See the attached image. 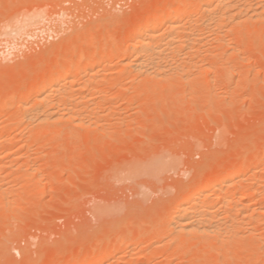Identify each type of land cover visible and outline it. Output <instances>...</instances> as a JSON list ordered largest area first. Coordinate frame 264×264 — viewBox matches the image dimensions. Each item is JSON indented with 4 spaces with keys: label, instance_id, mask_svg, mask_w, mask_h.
Here are the masks:
<instances>
[{
    "label": "rangeland",
    "instance_id": "374dc122",
    "mask_svg": "<svg viewBox=\"0 0 264 264\" xmlns=\"http://www.w3.org/2000/svg\"><path fill=\"white\" fill-rule=\"evenodd\" d=\"M163 1L0 0V119L10 128L0 137V197L8 193L5 201L11 200V206L9 199L5 206L0 203V264H69L98 253L101 261L89 264H264V200L259 197L264 190V0H255L261 6L248 2L262 12L261 18L258 14L254 19L249 11L253 21L248 18V24L241 22L246 13L238 16L239 26L233 25L238 18L220 21L228 29H223L224 36L217 35L218 25L214 28L219 21L207 20L206 28L200 10L192 11L199 17L182 22L191 21L186 28L197 33L186 29L183 34L208 36L200 35L208 38L204 42L199 37L203 43L192 42L196 52L198 46L202 51L197 52L200 56L193 52L197 60L187 63L193 58L190 43V48H176L183 51L178 52L180 60L188 50L182 58L187 57L186 65L185 60L184 65L182 60L175 62L176 50L169 54L173 65L183 66L176 68L182 72L171 66L178 76L169 70L168 57V71L163 68L165 60L161 69L175 77L160 70L158 76L165 77L140 73L143 80L139 74V79L133 78L138 72L132 74L133 66L125 65L126 54L118 44L129 40L132 29L143 24L149 12H165ZM189 1L170 0L168 7ZM212 31L221 36L219 40ZM103 51L106 57L99 65L97 57ZM79 58L84 62L78 71L70 64ZM88 64L101 70L95 80L87 81ZM61 70L66 72L65 83L78 75L77 86H66L67 98L61 103L56 96L43 105L48 106L43 109L47 114H53L51 120L40 126L32 119L31 125L29 117H23V104L33 97L23 94L37 88L43 76L47 80ZM53 91L58 95L59 87ZM69 104L78 105L74 117L86 116L90 126L79 125L74 117L63 119L62 109ZM243 165L254 169L252 186L261 192L245 199L244 206L256 203L245 207L246 212L241 213L240 203L234 204L236 209L232 206L234 212L228 209L232 215L225 221L233 227L225 225L234 234L237 227L235 236L246 241L240 239L245 241L241 245L227 231L234 240L225 241L224 235L203 249L190 248L181 239L209 235L174 232L171 224L180 215L179 201L199 187L211 189L217 182L215 171L232 175ZM241 186L235 185L231 195ZM211 199L201 197L208 203ZM225 204L222 211L218 209L223 216ZM215 205L213 213H218L221 207ZM224 227L220 229L225 231ZM169 231L177 234L176 240ZM235 243L240 244L236 254L229 253Z\"/></svg>",
    "mask_w": 264,
    "mask_h": 264
},
{
    "label": "bare ground",
    "instance_id": "6f19581e",
    "mask_svg": "<svg viewBox=\"0 0 264 264\" xmlns=\"http://www.w3.org/2000/svg\"><path fill=\"white\" fill-rule=\"evenodd\" d=\"M250 0H190L187 4H183V5H178V6H171V7H168L170 4H171V2H170V0H164L163 1V3H162V6H164V7H166L167 9H166V11L165 12H162L161 11V13H155V14H151L150 15V12H149V15L145 18V20H144V22H143V24H140V25H136L133 29H132V33H131V35L129 36V40L127 41V42H122V43H119L118 44V48L122 51V52H124L126 55H124V57H122V59L125 61L124 63H125V65H132L133 66V69H135L134 71L132 70L131 71V73L133 74L135 71H137L136 73L137 74H133V75H135L133 78H137L138 76V74H139V77L141 76L140 75V73L143 75V74H145V75H147L146 77H151L150 75L151 74H153L154 76H155V74L157 75V76H155L156 78L157 77H159L160 78V76L162 75V73L160 74V76H158V72H164V74L165 75H167L166 73H165V67L167 66L166 65V60H168V57H170L169 59H170V61H169V63L167 62V64L168 65H170V69L169 70H172L173 72H177L178 70V72H182V71H184V69L183 70H181V69H176V68H182L183 66L182 65H184V63H185V65L187 64V63H189L190 62V60H191V62L194 60H197L196 58H195V56L197 57V55H195L197 52H198V50L200 49H198V47L196 48L197 49V52L195 51V49H194V46H196L195 44L193 45L192 44V42L193 43H195V41L196 42H198V40L199 41H201V43H203L202 42V40L203 39H206V40H208V38H201L200 37V35L202 34V32H200L201 34L200 35H193V34H196L197 32H194V31H191L190 30V27H189V29L188 28H186V24H191V21H188V23L186 22V24H185V22L183 23L182 22V20H184L185 18H192V16L194 15V12H192V11H195L196 10V12L198 11V10H200V12H202L201 14H200V12H199V15H203V18L205 19L206 18V20H205V23H204V25H206V28H207V20L208 21H211L210 23H212L213 21L215 22V21H219V23L218 24H215V27L214 28H216L217 27V25H218V27H217V29H218V32H216V31H214L215 29L213 28V25L214 24H212V26H211V28L212 29H214L213 31L214 32H216L217 33V35H219L218 33H222V35H223V33H226L227 31H223V29H225L226 28V24L225 23H228V20L229 19H231L232 20V22L235 20V18H238L237 20L239 21V22H236L235 21V24L233 23V25H237V26H239V24H240V20L241 19H239V17L238 16H240L241 14L242 15H244L245 13H246V19L244 20V17H243V20H241V22H246L247 20H248V18H250L249 19V21L251 20V21H253V19L251 18V16H248L249 15V11H251L250 13H252V14H250V15H256V17H254V19L255 18H257L258 17V14L260 13H262V12H260L259 10H258V8H251L252 6H255V4H257V5H259V6H261L260 5V3L262 2V0L260 1V3H258L257 1L255 2V0H252L253 2H251V3H254L255 2V4L254 5H252V4H250V3H248ZM264 2H262L261 4L264 6V4H263ZM256 5V6H257ZM248 6H250V9H249V7ZM259 6H257V7H259ZM262 6V7H263ZM262 7H259L260 9L262 8ZM263 11V10H262ZM190 13H192V15L190 16ZM198 13V12H197ZM260 14H259V17L261 18L263 15H261L260 16ZM197 14L195 13V15L194 16H196ZM193 16V17H194ZM237 16V17H236ZM197 17H199L198 15H197ZM196 17V18H197ZM242 17V16H241ZM188 19V20H192V19H194L195 20V18H192V19ZM201 18V17H200ZM202 18V19H203ZM226 18H227V21H226ZM229 18V19H228ZM259 19V18H258ZM192 21V23L193 22H195V21ZM201 20V19H200ZM199 20V21H200ZM223 20V21H222ZM260 20V19H259ZM198 21V20H197ZM220 21H222V23L224 22V21H226L224 24V28L222 27V24L220 25ZM216 22V23H217ZM229 22H231V21H229ZM231 22V23H232ZM230 24V23H229ZM244 24V23H243ZM247 24H248V21H247ZM254 24H255V22H254ZM188 25V26H189ZM192 25V24H191ZM190 25V26H191ZM208 25V26H209ZM233 25L231 26V25H229L231 28H233ZM209 26V27H210ZM221 26V28H219ZM228 26V25H227ZM242 26V25H241ZM249 25H246V27H248ZM209 27H208V29L207 30H209ZM234 27H236V26H234ZM256 27V26H255ZM264 27V26H263ZM194 28V27H193ZM196 28H197V26H196ZM200 28V27H199ZM205 28V27H204ZM230 28V29H231ZM241 28H243V27H241ZM186 29H187V32L188 31H191L193 34H191L190 32V34L192 35H184L183 33L186 31ZM211 29V30H212ZM220 29H222V31L220 30ZM227 29V28H226ZM230 29H229V31H230ZM196 30H199V29H196ZM195 30V31H196ZM205 31V29H202V31ZM206 30V31H207ZM211 30H209V32L211 31ZM228 30V29H227ZM249 30V29H248ZM252 30V29H251ZM201 31V30H200ZM212 31V33H211V35H213V34H215L214 32ZM187 32H186V34H187ZM204 34H202V36H205V32H203ZM208 33V32H207ZM221 35V34H220ZM210 36V35H209ZM224 36V35H223ZM222 36V37H223ZM202 39V40H200V38ZM205 37H208V36H205ZM213 37H217L216 36V34H215V36H213ZM221 37V36H220ZM220 37L218 36L216 39H220ZM228 37V36H227ZM224 38H226V37H224ZM234 38V37H233ZM221 40H222V38H221ZM220 40V41H221ZM224 40V39H223ZM204 41V40H203ZM212 41V40H211ZM214 41V40H213ZM219 41V42H220ZM205 42V41H204ZM207 42H209V41H207ZM216 42V41H215ZM224 42V41H223ZM193 45V47H192V45ZM200 42L198 43V44H200V46L202 45ZM227 43V42H226ZM241 43V42H240ZM189 44V45H188ZM210 44V43H209ZM223 44V43H222ZM184 45H187V46H189L188 48H190V45H191V47L194 49V51H193V49H188V50H190V51H192V53L191 52H189V53H191V55L193 56V58L191 59H189V57H188V59L189 60H185L187 57V54H184V53H187L186 51H188L187 49H186V51H185V49H184V53H183V56L184 55H186L185 57L186 58H184V59H182L183 58V56H181V60H182V65L180 66H177V64H178V62L181 64V60L179 59V56L181 55H179V53L178 52H180V53H182L183 51H181L180 49V51L178 50V49H176V48H182L181 46H183L184 47ZM219 46V45H218ZM231 46V45H230ZM186 47V46H185ZM184 47V48H185ZM219 47H221V46H219ZM187 48V47H186ZM203 48V47H202ZM183 49V48H182ZM205 49V48H204ZM230 49V48H229ZM232 49V48H231ZM176 50V52L178 53L177 55L178 56H176V53L174 54V58H175V62L177 61V59H178V62L176 63V64H174L173 65V63L174 62H172L173 61V59H172V57L169 55V54H173L174 53V51ZM178 50V51H177ZM233 50V49H232ZM231 50V51H232ZM193 52H196L195 54L193 53ZM200 52H202L201 50H199V53ZM206 52V51H205ZM188 53V54H189ZM204 53V52H203ZM202 53V54H203ZM207 53V52H206ZM224 54H225V52H223ZM227 53H229V52H227ZM226 53V54H227ZM96 55H97V53H95ZM198 54V53H197ZM205 54V53H204ZM220 54V53H219ZM231 54V53H230ZM236 54V53H235ZM95 55V56H96ZM128 55V56H127ZM190 55V56H191ZM195 55V56H194ZM199 55V54H198ZM125 56H127V57H125ZM176 56V57H175ZM200 56V55H199ZM212 56V55H211ZM82 57H84V56H82ZM106 57V51H103V52H101V53H99L98 54V57L97 58H99L100 59V62L98 63L99 65H101L102 64V60L104 59ZM120 57V56H119ZM202 57V56H201ZM213 57H215V56H213ZM216 57H218V56H216ZM222 57V56H221ZM221 57H218V59H220ZM96 58V57H95ZM108 58V57H107ZM167 58V59H166ZM199 58V57H198ZM203 58V57H202ZM209 58V57H208ZM75 59V58H74ZM84 58H79V59H76V60H74L70 65H72V67L75 69V70H80V68L82 67V65H83V62H84V60H83ZM128 61H127V60ZM166 59V60H165ZM217 59V60H218ZM239 59V58H238ZM97 60V59H96ZM122 60V61H123ZM164 60H165V66H164V64L162 63V62H164ZM183 60H185L184 61V63H183ZM217 60H216V62H217ZM231 60V59H230ZM129 63H127V62ZM224 61V60H223ZM60 62V61H59ZM171 62V63H170ZM187 62V63H186ZM198 62V61H197ZM197 62H195V64L194 65H196V63ZM88 63V62H87ZM194 63V62H193ZM199 63V62H198ZM206 63V62H205ZM231 63V62H230ZM96 64V63H95ZM97 64V65H98ZM163 64V68H164V70H163V68L161 69V65ZM210 64V63H209ZM218 64V63H217ZM216 64V65H217ZM177 67H176V66ZM190 65V64H189ZM188 65V66H189ZM193 64H191L190 66H192ZM200 65V64H199ZM96 65H92V66H90V64H88L87 66H86V78H87V81H89V79L91 78V80L92 79H94L95 80V77H99L101 74H99L100 73V71L98 70V69H96V67H95ZM171 66H175V69L177 70H173V69H171V68H174V67H171ZM129 67H131V66H129ZM186 67V66H185ZM197 67V66H196ZM210 67V66H209ZM229 67V66H228ZM168 68L169 67H166V70L168 71ZM190 68V67H189ZM192 69L193 68H195V67H191ZM201 68V67H200ZM203 68V67H202ZM207 68V67H206ZM214 68V67H213ZM212 68V69H213ZM61 69V68H60ZM97 71H96V70ZM191 69V70H192ZM209 69V68H208ZM211 69V70H212ZM131 70V69H130ZM160 70H162V71H160ZM181 70V71H180ZM185 70H186V68H185ZM198 70V69H197ZM205 70V69H204ZM203 70V71H204ZM187 71V70H186ZM189 71H190V69H189ZM209 71V70H208ZM192 72V71H191ZM195 72V71H194ZM204 72H206V70L204 71ZM63 73H66V72H64V71H53L49 76H48V79L46 80V78L43 76V78H42V80H41V82H40V84L38 85V87L37 88H30L27 92L25 91V93L23 94V95H28V94H31V96L33 97V100H30L29 102L28 101H26V103H25V105L23 104V110H24V119L26 118H28L29 119V123H33L32 122V119H36V120H38V122H40V123H38V124H40V126H41V123L42 122H45V120L46 121H49V120H51V116L53 115H50V111H49V113L47 114V112L46 111H44L43 109L44 108H46V109H48L46 106H43V105H49V104H51L52 103V101H53V98H55L56 96L59 98V102L61 103V101L63 100V98L64 97H66V95H65V93H64V90H65V88H66V86L67 85H71L72 87H76L77 86V82H78V75H76V74H74L71 78V81L69 82V83H65L64 82V80H63ZM168 74H169V72H167ZM184 73V72H183ZM183 73H179V74H183ZM209 73V72H208ZM174 74V73H173ZM200 74V73H199ZM201 74H202V72H201ZM165 75H162L161 77H165ZM175 75V74H174ZM174 75H171V73H170V75H167L168 76V78L170 77H172V76H174ZM187 75V74H186ZM191 75V74H190ZM196 75V74H195ZM202 75H204V73L202 74ZM207 75V74H206ZM211 75H213V74H211ZM144 76V75H143ZM154 76H152V78L154 77ZM166 76V77H167ZM176 76H178L177 75V73H176ZM189 76V75H188ZM130 77V76H129ZM128 77V78H129ZM175 77V76H174ZM180 77V79H182L181 77H183V78H185L184 76H179ZM179 77H177V78H179ZM187 77V76H186ZM191 77V76H190ZM196 77V76H195ZM206 77V76H205ZM204 77V78H205ZM176 78V79H177ZM188 78V77H187ZM196 78H198V77H196ZM208 78V77H207ZM211 78V77H210ZM210 78H208V79H210ZM101 79V78H100ZM137 79H139V78H137ZM141 79L143 80V77L141 76ZM145 79V78H144ZM148 79V78H147ZM163 80L165 79V78H162ZM162 79H159V80H162ZM167 79V78H166ZM180 79H178L179 81H180ZM191 79V78H190ZM62 80H63V82H62ZM96 80H97V78H96ZM131 80H133V79H131ZM146 80V79H145ZM157 80V79H156ZM201 80V79H200ZM105 81V80H104ZM107 81V80H106ZM137 81V80H136ZM148 81H152L151 79L149 80L148 79ZM183 81H184V79H183ZM205 81V80H204ZM99 83H100V81H99ZM55 86H58L59 87V94L58 95H55V91H53V89H54V87ZM101 86V85H100ZM140 86V85H139ZM12 93V92H11ZM21 94V95H22ZM81 94H82V92H81ZM22 95V96H23ZM89 95V94H88ZM82 96V95H81ZM14 97V96H13ZM31 97V98H32ZM74 97H76L75 95H72V99L74 98ZM8 98L9 99H11L9 96H8ZM67 98V97H66ZM82 98V97H81ZM84 98V97H83ZM57 99V98H56ZM69 99V98H68ZM75 100V99H74ZM31 101H33V103L31 102ZM57 101V100H56ZM78 101V100H77ZM58 102V101H57ZM56 102V103H57ZM65 104V103H64ZM71 104V103H70ZM66 105V107H65V109H62L63 110V115H62V117H63V119H64V117L65 116H67V117H69L70 119L72 118V117H74V115H75V113H76V108H77V106H71V105ZM73 104V103H72ZM43 107V108H41L40 109V107ZM65 106V105H64ZM50 107V106H49ZM81 107V106H80ZM79 107V108H80ZM89 107V106H88ZM78 108V109H79ZM58 109H59V106H58ZM82 109H83V107L81 108V111H82ZM80 110V109H79ZM86 110V109H85ZM84 110V111H85ZM87 110H90V109H87ZM93 110V109H92ZM61 111V110H60ZM78 111V110H77ZM56 112H54V114H55ZM89 113V112H88ZM94 113V112H93ZM97 113V112H96ZM84 114V113H83ZM85 114H86V112H85ZM28 116V117H27ZM57 116V115H56ZM55 116V118H62V117H56ZM77 121H78V124L79 125H84L85 124V120H86V116L84 117L83 115H80V117H79V119H77L76 117H74ZM31 120V121H30ZM36 120L34 121V122H36ZM54 120V119H53ZM75 120V121H76ZM42 121V122H41ZM73 122V121H72ZM89 122V121H88ZM87 123V122H86ZM97 123V122H96ZM95 124V123H94ZM31 125H34V123L33 124H31ZM35 125H37V124H35ZM86 125V124H85ZM39 126V127H40ZM86 126H90V125H86ZM33 127V126H32ZM6 131H10V128L8 127V126H6L5 124H4V122H2L1 121V119H0V137H1V135H3ZM3 141V140H2ZM9 141V140H8ZM0 143H1V140H0ZM2 157V156H1ZM0 157V158H1ZM3 159V158H2ZM3 161V160H2ZM253 161V160H252ZM257 162V161H256ZM4 164V163H3ZM242 164V163H241ZM258 164V163H257ZM263 165V164H262ZM219 171V170H218ZM218 171H215L214 173L215 174H213L212 176L215 178V179H217V182H216V184L215 185H213L212 186V188L211 189H202L201 187H199L198 189H195L193 192H191V193H187L186 195H184L182 198H181V201H179L180 202V207H181V211L179 212L180 213V215L177 213V211L174 213V214H178L176 217H178L177 219H175L176 221H174L175 222V224H171V226H173V225H175L174 227H172L173 229H174V232L175 233H177V234H181V236H183L184 234L183 233H187L188 235H190L191 233H193V234H195L196 232H198V233H201V236H202V234L205 236V234L206 235H209V237L207 236V237H198V238H200V239H191L190 238V236H192V235H190L189 236V238L191 239H188V238H184V239H181V237H179L180 239H181V241L182 242H184L185 244H189L190 245V248L193 246L194 248L193 249H195V248H202V247H204V246H206V245H210V244H213V243H215V242H217L219 239L220 240H222L224 237V235H225V239H227V240H225V241H230V238L232 237V239L231 240H234V238H237V240L235 239V241H239L240 239H238L239 237H237V236H235L236 234H237V232L239 231L238 230V228L237 227H235L234 229H237L236 230V234H234L233 232H231V231H234L233 229L231 230L229 227H233L232 225L231 226H229L230 224H228L225 220H227V218L229 217V216H231L232 215V213H228V211H232V212H234L233 211V208H232V206H234V204H242L243 205V207H242V209H241V207L240 206H242V205H240V206H238V208H240V211L242 210V211H247V209L245 208V207H247V206H244V203H245V199L247 198V197H250V196H254L256 193V195H258V193H260L261 192V190H260V192H259V190H257L258 188H256V190L254 189V187L252 186V184L254 183V181H255V177H254V169H252V168H247V167H245L244 165L243 166H240L237 170H235L234 172H233V174L232 175H226V174H221L220 173V171H222V170H220L219 172ZM34 172V171H33ZM225 172V171H224ZM226 173L228 174L229 172H227L226 171ZM33 174V173H32ZM255 176H257V175H255ZM263 176V175H262ZM245 177V179H243ZM247 177V178H246ZM257 178V177H256ZM35 180V179H34ZM240 183V185H242L241 186V191L239 190V192L237 193H234V194H232L231 195V193H230V191L232 190V188L235 186V185H237V184H239ZM263 183V182H262ZM36 184V183H35ZM2 185V184H1ZM37 185V184H36ZM205 186V185H204ZM36 188H38V187H36ZM205 188V187H204ZM261 188V187H260ZM10 189V188H9ZM6 189H4V191H5ZM11 190V189H10ZM36 191V190H35ZM256 191H258V192H256ZM264 191V190H263ZM261 192L260 194L262 195V196H260V194H259V197H262V200H264V192ZM19 192V191H18ZM229 193H230V195L231 196H229ZM2 195V194H1ZM8 195V193H4V195H2V197L4 198V196L5 197H9V196H7ZM214 196H215V198H214ZM2 197H0V198H2ZM201 197H204V198H206L207 200H209V199H211V198H213V202H212V199L210 200V203H208V201H201ZM258 197V198H259ZM7 199V198H6ZM9 199V198H8ZM8 199L5 201V198L4 199H2V201L4 202H0L1 204H3V206H5V202H8ZM12 199V198H11ZM9 204H8V206L11 204V200L9 199ZM225 202H227L228 204L226 205L225 204ZM218 204L217 206H220L221 207V209L220 208H215L216 210H223V208H222V206H223V204H225V206H226V208H227V213H226V215H227V217H225V216H223V214H225V213H221L219 210V212L217 213V211L216 212H214L213 213V211H215L214 210V208H212L215 204ZM7 204H6V206H7ZM214 204V205H213ZM256 204V203H255ZM255 204L254 205H252V207L254 206L255 207ZM229 205V207H227ZM245 205H248L247 203H245ZM264 205V204H263ZM11 206V205H10ZM216 206V205H215ZM214 206V207H215ZM225 206H224V208H225ZM231 206V207H230ZM14 207V206H13ZM236 207H237V205H236ZM249 207V208H248ZM247 208L248 209H250V208H252L251 206H248ZM11 208V207H10ZM225 208V209H226ZM232 208V209H231ZM234 208H235V206H234ZM237 208V209H238ZM213 209V210H212ZM228 209H230V210H228ZM236 209V208H235ZM245 209V210H244ZM178 210V209H177ZM255 210H257V209H255ZM236 211V210H235ZM240 211H239V213H240ZM242 211H241V213H242ZM252 211V210H251ZM225 212H226V210H225ZM245 212H243V214L245 213ZM263 212V211H262ZM251 213V212H250ZM258 213V212H257ZM173 214V215H174ZM228 214H230L229 216H228ZM221 215H222V217H221ZM238 215V214H237ZM247 215V214H246ZM251 215H253V214H251ZM259 215V214H258ZM242 216V215H241ZM249 216V215H248ZM174 217V216H173ZM224 217V218H223ZM247 217V216H246ZM253 217V216H252ZM260 217V216H259ZM172 218V217H171ZM175 218V217H174ZM226 218V219H225ZM239 219H240V217H238ZM229 219V218H228ZM235 219V218H234ZM233 218H232V221L234 220ZM246 219V218H245ZM224 220V221H223ZM244 220V219H243ZM242 220V221H243ZM173 221V220H172ZM171 221V222H172ZM223 221V222H222ZM231 221V222H232ZM235 221V220H234ZM238 221V220H237ZM236 221V222H237ZM248 221V220H247ZM173 222V223H174ZM226 222V223H225ZM261 222V221H260ZM218 223H223L224 224V229H225V231L222 229H220L221 228V225H223V224H218ZM241 223H243V222H241ZM241 223H237V225L238 224H240V225H242ZM225 224H228V226L229 227H227ZM236 224V223H235ZM234 224V225H235ZM248 224H249V222H248ZM218 225V226H217ZM236 225V226H237ZM244 225V224H243ZM215 226H217L216 228H215ZM249 226V225H248ZM264 226V225H263ZM239 227V226H238ZM172 228H170V229H172ZM222 228H223V226H222ZM240 228H242V227H240ZM250 228V227H249ZM218 229H220L222 232L224 231V233L225 234H223V233H221L220 234V230H218ZM228 229H230V230H228ZM248 229V228H247ZM254 229V228H253ZM219 232H218V231ZM243 230H244V228H243ZM215 231H216V234L218 233V235L217 236H214V235H212V234H215ZM227 231H229V232H231V233H233L234 234V238H233V235L231 234V233H229V232H227ZM170 232V236H171V238H173L174 237V235H175V233H173L172 231H169ZM171 232H172V235H173V237H172V235H171ZM251 232H253V231H251ZM226 233H229L228 235H226ZM239 233V232H238ZM244 233V232H243ZM177 234H176V236H177ZM186 234V235H187ZM242 234V233H241ZM241 234H238V236L239 235H241ZM229 235H230V237H229ZM249 235V234H248ZM169 236V237H170ZM176 236L174 237L175 238V240H176ZM179 236V235H178ZM194 236V235H193ZM218 236H220V238H218ZM228 236V237H227ZM258 236V235H257ZM260 236V235H259ZM168 237V236H167ZM187 237V236H186ZM223 237V238H222ZM240 237H244V236H240ZM254 237V236H253ZM256 237V236H255ZM260 237H262V235L260 236ZM264 237V236H263ZM174 238L172 239V240H174ZM196 238V237H195ZM229 238V239H228ZM259 238V237H258ZM244 240H245V238H243ZM243 239H241V240H243ZM169 240H171V239H169ZM223 240V241H224ZM240 240V241H241ZM165 241H167V240H165ZM235 241H233V243L235 242ZM246 241V240H245ZM245 241H243V242H245ZM242 241H241V245H242V243H243ZM224 243V242H223ZM231 243V242H230ZM239 243V242H238ZM238 243H235V244H233V247L230 249L231 251H229V253H231V252H233L234 250L236 251V247H238V246H240V244H238ZM259 243V242H258ZM264 243V242H263ZM235 245H237V246H235ZM246 245V247L248 246L247 244H245ZM250 245V244H249ZM259 245V244H258ZM244 246V245H243ZM261 246V245H260ZM210 247V246H209ZM257 247V246H256ZM198 248V249H199ZM235 248V249H234ZM259 248V247H258ZM263 248V247H262ZM199 249V250H200ZM203 249V248H202ZM218 249V248H217ZM233 249V250H232ZM239 249V248H238ZM237 249V250H238ZM229 250V249H228ZM228 250H227V252H228ZM257 250V249H256ZM133 251V249L132 250H130V252H132ZM221 251V250H220ZM235 251H234V253H235ZM134 253V252H133ZM229 253H227V255L229 254ZM225 255H226V253H224ZM236 254V253H235ZM93 255H95V254H93ZM224 255V256H225ZM232 255H233V253H232ZM229 256V255H228ZM86 257V256H85ZM226 257V256H225ZM75 259V258H74ZM80 259V258H79ZM101 261V259H100V257H99V253L98 254H96L95 256H91V257H87V258H83L82 260H72V262H70L69 264H89V263H91V262H100ZM93 264V263H92ZM99 264V263H98Z\"/></svg>",
    "mask_w": 264,
    "mask_h": 264
}]
</instances>
